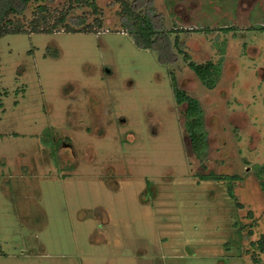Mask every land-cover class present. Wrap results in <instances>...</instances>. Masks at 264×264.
Listing matches in <instances>:
<instances>
[{
  "label": "rangeland",
  "instance_id": "374dc122",
  "mask_svg": "<svg viewBox=\"0 0 264 264\" xmlns=\"http://www.w3.org/2000/svg\"><path fill=\"white\" fill-rule=\"evenodd\" d=\"M96 3L70 11L92 31L0 38V264H264V0H153L186 30L172 64ZM185 53L222 59L216 87ZM173 76L204 110L205 160Z\"/></svg>",
  "mask_w": 264,
  "mask_h": 264
},
{
  "label": "trees",
  "instance_id": "16d2710c",
  "mask_svg": "<svg viewBox=\"0 0 264 264\" xmlns=\"http://www.w3.org/2000/svg\"><path fill=\"white\" fill-rule=\"evenodd\" d=\"M55 0H0V38L7 34L23 33V32H55L64 30L66 32L90 31L91 25L87 24V16L72 15L70 11L74 9L75 4L78 8L89 7L93 13L99 12L96 0H71L67 10H61L58 16H55L51 10L50 4ZM114 3L121 5L120 20L125 31L129 33L135 43L145 49H152L159 55V60L164 63H176L178 54L174 51L178 47L179 52L183 53L181 43L176 40L172 42L170 34L177 31H186L184 29H167L163 22V15L155 9L153 0H112ZM35 3L33 11V19L28 26L25 25L20 16L25 15L29 6ZM54 17V22L49 23ZM98 25L101 22L98 20ZM234 27H222V31H230ZM208 31V29H205ZM92 31V30H91ZM185 60L191 70L195 72L203 85L212 89L216 87L222 74V59L215 63L208 61L206 63H197L192 60L188 53L184 54ZM174 92L180 105L185 104L184 124L187 135L190 139V145L196 155L205 160L209 146L208 131L205 123V113L200 101L191 96L176 81L175 76L172 78ZM209 144V143H208ZM262 178L264 167L256 173ZM206 178H215L218 180L229 179L224 175H216L211 173ZM264 190V181H261ZM229 193L233 197V189L229 188ZM259 250L264 251V238L253 241Z\"/></svg>",
  "mask_w": 264,
  "mask_h": 264
}]
</instances>
